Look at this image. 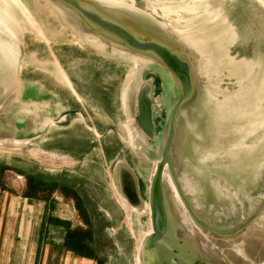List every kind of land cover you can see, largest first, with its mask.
<instances>
[{
    "label": "water",
    "instance_id": "1",
    "mask_svg": "<svg viewBox=\"0 0 264 264\" xmlns=\"http://www.w3.org/2000/svg\"><path fill=\"white\" fill-rule=\"evenodd\" d=\"M222 2L216 0L213 8L205 4L204 11L183 6L167 13L169 20L176 15L180 26L184 19L183 27L205 15L208 20L197 23L200 37L164 22L157 2L148 3L150 13L137 6L138 0H0V107L10 108L0 111V135L26 140L0 145L23 148L30 160L43 164L50 155L93 153L101 137L131 135L123 145L132 146L128 152L137 166L123 157L124 146L118 147L110 174H115L116 200L128 215H149L150 229L139 244L142 264H264V101H251L252 128H247L241 101L223 98V118L215 126L211 116L193 106L205 85L182 42L196 47L190 42L208 41V24L233 12ZM34 37L38 49L31 48ZM84 59L92 81L71 75ZM75 130L78 140L71 139ZM150 167L144 189L140 172ZM166 172L174 193L168 191ZM185 177L194 185L191 192L184 188ZM117 191L134 209L123 206ZM256 191L254 212L234 225L219 226L203 217L218 201L230 203L242 193H252L253 202ZM200 232L210 239H202Z\"/></svg>",
    "mask_w": 264,
    "mask_h": 264
},
{
    "label": "rangeland",
    "instance_id": "2",
    "mask_svg": "<svg viewBox=\"0 0 264 264\" xmlns=\"http://www.w3.org/2000/svg\"><path fill=\"white\" fill-rule=\"evenodd\" d=\"M127 1L131 3L132 0ZM215 1L153 0L152 2V0H138L137 6L153 13V7L148 3L153 5L157 2L161 8L164 22L171 21L170 23L177 30H182L185 27L189 29L188 31L196 33V36L202 37L203 23L201 21L208 20L205 15L196 18V21L189 20L190 23L183 27L184 19L181 20L180 26L176 15H173L169 20L167 13L169 10L173 12L175 8L183 6H196L198 10L204 11L207 8L205 4H209L210 8H213ZM223 1L224 3H222L226 4V10L233 12L229 17L224 16L219 21L208 24L211 27L204 30L208 41L190 42L196 47H191L188 42L182 41L185 42L184 44L193 53L198 63L197 79L205 85L204 88L197 90V99L193 102V106L197 104L198 106L194 107L199 109L200 114L205 113L209 117L211 116L216 126L217 120L223 118V112L220 113L223 98L229 95L237 97V100L241 101L239 103L243 104L242 122L247 128H252L251 101L255 103L259 98L264 101V7H261L264 2L235 0L237 3L244 4L246 11L242 12L235 6L233 0ZM182 15L188 17L185 14ZM177 34L179 33L177 32ZM34 40L37 39L33 38L31 48L38 49L39 42ZM201 44L203 46L199 50L198 46ZM109 58H113L115 61L119 59ZM86 62L89 61L84 59L83 64L76 67L77 69H73L71 73L82 82L94 80L92 68L90 69L89 65L86 66ZM103 72L113 78L115 76L112 70ZM248 96L250 99L247 98ZM246 111L249 112L245 116L243 112ZM206 115L204 118H207ZM200 118L201 115L195 119ZM97 119L102 124L104 123L102 117L98 116ZM219 127H221L220 129L223 127L221 122H219ZM79 130L82 133V129ZM80 132L75 130L71 139L77 138L74 140H78L75 133ZM131 138V135L122 138L119 135L101 137L98 138L97 150L93 153L83 157L79 155V158L75 156L73 158L60 157L59 159L48 155V163L43 164L37 160H30V154L26 153L23 148L0 145V179L8 181L12 178L18 181V184L25 183L28 188L31 186L34 193H43L46 196H57L62 199V207L59 208V212L63 213L65 219L70 220L72 226V229L71 227L63 228L64 231H68V236L62 245L68 246L80 254L76 257L73 256L76 258L75 260L82 261L83 256L92 255L91 258L98 264H137L139 244L150 229L149 215L146 213L128 215L116 200L112 189L114 181L112 178L115 174H110V171L115 173V163L110 162V159L114 157L118 147L124 146L126 152L123 157L137 166V159L131 155V152H128V150L131 151L132 146L129 143L128 146L123 145L126 139L130 142ZM151 157L155 159L157 156L154 154ZM233 163L231 162V164ZM31 164L33 166H30ZM151 169L150 167L140 172V176L144 180V189L148 186ZM145 194L147 195V193ZM258 195L259 191H256L253 202L252 193H242L240 197H235L230 203L220 200L217 202L218 206L209 209L208 213L203 214V217L219 226L234 225L254 212L259 203ZM61 239L59 234L57 241ZM43 254L44 249L40 252V264H42ZM68 256H72L70 252H66L60 246L55 247L49 254V264H65Z\"/></svg>",
    "mask_w": 264,
    "mask_h": 264
},
{
    "label": "crops",
    "instance_id": "3",
    "mask_svg": "<svg viewBox=\"0 0 264 264\" xmlns=\"http://www.w3.org/2000/svg\"><path fill=\"white\" fill-rule=\"evenodd\" d=\"M30 187L12 178L0 179V264H40L43 249L42 264H49L51 249L59 246L72 255L65 264H98L92 255L75 260L73 256L80 254L62 245L68 236L63 228L72 229L59 212L62 199L34 193ZM59 234L62 239L57 241Z\"/></svg>",
    "mask_w": 264,
    "mask_h": 264
},
{
    "label": "bare ground",
    "instance_id": "4",
    "mask_svg": "<svg viewBox=\"0 0 264 264\" xmlns=\"http://www.w3.org/2000/svg\"><path fill=\"white\" fill-rule=\"evenodd\" d=\"M14 2H16L17 0H12ZM19 1V0H18ZM14 9L12 8L11 9V12H13ZM6 50L9 51L10 53H12V48L11 46L7 45L6 46ZM10 108H7V109H3L2 107H0V111L2 112H7ZM3 127L1 126L0 127V132H3ZM0 136H6V137H0V141L1 142H4L5 140L6 141H10L14 144H20V143H23L24 141L26 140H18V139H15L13 137H8L7 134H3L0 135ZM165 180H166V185H167V188H168V191H171L172 193H174V189H175V186L173 184V180L170 176L169 173L166 172V176H165ZM184 188H186V191L187 192H191L194 190V185L193 183L190 181L189 178L185 177V180H184ZM117 198H119V200L121 201V203L123 204V206L127 209V210H132L134 209V207L130 206V204L127 202V200L117 191ZM146 211L149 209V205L147 203H145V207ZM141 209V208H140ZM187 215V214H186ZM187 219L183 218L187 223L189 221V217L186 216ZM170 220L172 222V225L175 226V228H177V221L175 219V216H173V213H171V217H170ZM201 236H204V234L202 232H200ZM202 239H210L209 235H206L204 236ZM207 246V245H206ZM137 264H142L141 260L139 259V255L137 257Z\"/></svg>",
    "mask_w": 264,
    "mask_h": 264
}]
</instances>
